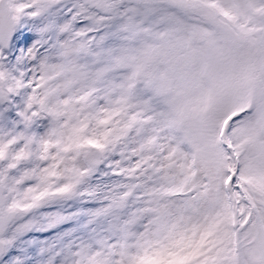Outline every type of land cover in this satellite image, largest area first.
I'll list each match as a JSON object with an SVG mask.
<instances>
[{
  "label": "snow or ice",
  "instance_id": "snow-or-ice-1",
  "mask_svg": "<svg viewBox=\"0 0 264 264\" xmlns=\"http://www.w3.org/2000/svg\"><path fill=\"white\" fill-rule=\"evenodd\" d=\"M0 264H264V0H0Z\"/></svg>",
  "mask_w": 264,
  "mask_h": 264
}]
</instances>
